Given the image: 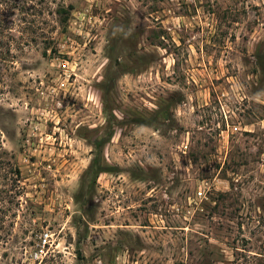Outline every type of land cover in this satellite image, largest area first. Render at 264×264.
Returning <instances> with one entry per match:
<instances>
[{
	"label": "rangeland",
	"instance_id": "374dc122",
	"mask_svg": "<svg viewBox=\"0 0 264 264\" xmlns=\"http://www.w3.org/2000/svg\"><path fill=\"white\" fill-rule=\"evenodd\" d=\"M0 264H264V0H0Z\"/></svg>",
	"mask_w": 264,
	"mask_h": 264
},
{
	"label": "built area",
	"instance_id": "2783aa9c",
	"mask_svg": "<svg viewBox=\"0 0 264 264\" xmlns=\"http://www.w3.org/2000/svg\"><path fill=\"white\" fill-rule=\"evenodd\" d=\"M54 248L57 249L53 234L48 230L42 232L37 238L33 251L35 261H43L46 257L53 255Z\"/></svg>",
	"mask_w": 264,
	"mask_h": 264
}]
</instances>
